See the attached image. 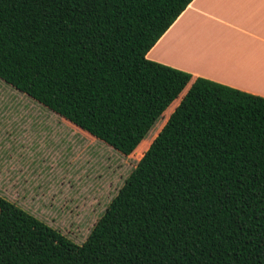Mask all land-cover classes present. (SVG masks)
I'll return each mask as SVG.
<instances>
[{"label": "trees", "instance_id": "16d2710c", "mask_svg": "<svg viewBox=\"0 0 264 264\" xmlns=\"http://www.w3.org/2000/svg\"><path fill=\"white\" fill-rule=\"evenodd\" d=\"M191 1L0 0V81L122 156L188 86L80 245L0 196V264H264V98L145 58Z\"/></svg>", "mask_w": 264, "mask_h": 264}, {"label": "rangeland", "instance_id": "374dc122", "mask_svg": "<svg viewBox=\"0 0 264 264\" xmlns=\"http://www.w3.org/2000/svg\"><path fill=\"white\" fill-rule=\"evenodd\" d=\"M186 89L122 156L0 81V196L80 245Z\"/></svg>", "mask_w": 264, "mask_h": 264}, {"label": "crops", "instance_id": "0c3cea01", "mask_svg": "<svg viewBox=\"0 0 264 264\" xmlns=\"http://www.w3.org/2000/svg\"><path fill=\"white\" fill-rule=\"evenodd\" d=\"M145 58L264 98V0H192Z\"/></svg>", "mask_w": 264, "mask_h": 264}]
</instances>
